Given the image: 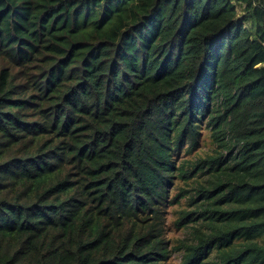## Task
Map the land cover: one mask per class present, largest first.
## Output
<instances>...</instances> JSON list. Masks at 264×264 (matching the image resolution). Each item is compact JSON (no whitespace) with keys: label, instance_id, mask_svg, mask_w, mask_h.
Returning <instances> with one entry per match:
<instances>
[{"label":"trees","instance_id":"1","mask_svg":"<svg viewBox=\"0 0 264 264\" xmlns=\"http://www.w3.org/2000/svg\"><path fill=\"white\" fill-rule=\"evenodd\" d=\"M174 252L264 264V0H0V264Z\"/></svg>","mask_w":264,"mask_h":264},{"label":"rangeland","instance_id":"2","mask_svg":"<svg viewBox=\"0 0 264 264\" xmlns=\"http://www.w3.org/2000/svg\"><path fill=\"white\" fill-rule=\"evenodd\" d=\"M244 7L245 6H243L242 8L239 6L237 7L238 8L237 11H238L240 18L244 14ZM204 143H206V145H204ZM209 144L210 143L208 141L202 142L200 144L201 149H196L195 154L191 158L196 159L200 155H203V154L205 155V154L211 152ZM177 186L183 187L184 184L183 183H177ZM178 192L179 191L177 190L176 193H178ZM182 202H183L182 205L170 208L168 213H167V229H168L167 237L171 242L170 243L171 247L177 245V241H179V240L188 239L187 231L185 229L177 228L175 225L177 219L179 218L180 211L184 210L183 208H185V206H186V201L183 200ZM181 255H182V253L174 252L173 256L171 257L169 264H181Z\"/></svg>","mask_w":264,"mask_h":264}]
</instances>
